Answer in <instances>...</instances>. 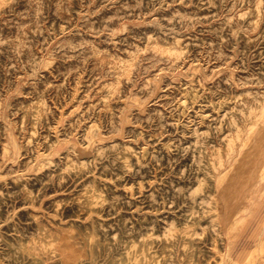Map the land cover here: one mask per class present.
I'll return each mask as SVG.
<instances>
[{"label": "rangeland", "instance_id": "1", "mask_svg": "<svg viewBox=\"0 0 264 264\" xmlns=\"http://www.w3.org/2000/svg\"><path fill=\"white\" fill-rule=\"evenodd\" d=\"M264 264V0H0V264Z\"/></svg>", "mask_w": 264, "mask_h": 264}, {"label": "bare ground", "instance_id": "2", "mask_svg": "<svg viewBox=\"0 0 264 264\" xmlns=\"http://www.w3.org/2000/svg\"><path fill=\"white\" fill-rule=\"evenodd\" d=\"M120 264V263H119Z\"/></svg>", "mask_w": 264, "mask_h": 264}]
</instances>
